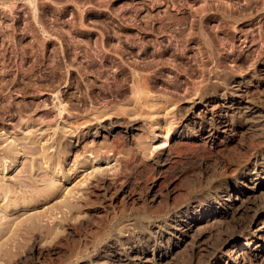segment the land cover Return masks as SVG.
Masks as SVG:
<instances>
[{
	"label": "rangeland",
	"instance_id": "rangeland-1",
	"mask_svg": "<svg viewBox=\"0 0 264 264\" xmlns=\"http://www.w3.org/2000/svg\"><path fill=\"white\" fill-rule=\"evenodd\" d=\"M261 69L264 0H0V264H94L149 243L165 252L170 218L234 178L223 168L234 145L256 137L213 153L201 141L175 150L172 133L217 77L243 78L240 93L264 108ZM107 120L121 143L74 146ZM99 180L115 188L90 187ZM210 225L163 264H209L247 232L230 216Z\"/></svg>",
	"mask_w": 264,
	"mask_h": 264
},
{
	"label": "bare ground",
	"instance_id": "bare-ground-1",
	"mask_svg": "<svg viewBox=\"0 0 264 264\" xmlns=\"http://www.w3.org/2000/svg\"><path fill=\"white\" fill-rule=\"evenodd\" d=\"M261 76L264 79V70ZM250 77L252 80L253 76ZM245 82L241 77L226 79L221 76L205 85L201 90L202 94L191 103L190 108L180 118L171 139V145L175 150L186 145L193 148L195 143L201 141L208 144L207 146L214 150L213 153H221L232 145H237L243 134L249 131L256 136L255 139L245 146L238 143L239 148L234 145L237 150L235 149L223 167L234 178L213 184L212 194L206 193L193 200L170 218L168 230L174 241L167 245L165 252L157 251L156 255L153 249L152 251L149 249L148 242V249L141 250L130 246L126 254L102 252L93 259L94 264H135V261L138 264H163L168 257L178 251L182 243L197 248L200 241L206 237L203 227H209L226 216L235 218L238 227L247 229V232L242 240L233 241L223 251L213 253L209 264H264V199L258 201V195L264 194V108L250 101L246 94L240 93ZM134 125V123L127 125L125 132L128 135L121 137L127 138L131 131L136 129ZM121 128L120 122L107 120L77 133L75 135L77 144L74 146L83 142L87 136L93 139L111 137L114 145H117L118 142L121 143L119 135L122 132ZM170 148L159 150L157 158L166 157ZM106 182L99 180L90 187L96 185L108 193L115 187ZM117 191L122 199L126 201L131 199L126 185H121ZM115 192H112L114 197ZM155 199L156 194L152 193L151 200ZM146 224L147 234L153 233L154 237L162 242L166 232L160 229L151 231L152 223L149 220ZM148 240L150 241L149 238ZM228 242L230 241L226 239L223 244L228 245Z\"/></svg>",
	"mask_w": 264,
	"mask_h": 264
}]
</instances>
